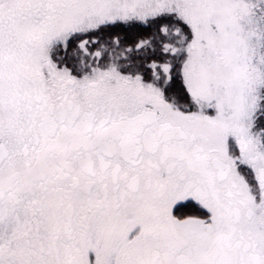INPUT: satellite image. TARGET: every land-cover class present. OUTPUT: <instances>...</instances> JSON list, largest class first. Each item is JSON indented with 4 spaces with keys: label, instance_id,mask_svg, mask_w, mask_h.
Instances as JSON below:
<instances>
[{
    "label": "snow or ice",
    "instance_id": "6c2138e0",
    "mask_svg": "<svg viewBox=\"0 0 264 264\" xmlns=\"http://www.w3.org/2000/svg\"><path fill=\"white\" fill-rule=\"evenodd\" d=\"M0 264H264V0H0Z\"/></svg>",
    "mask_w": 264,
    "mask_h": 264
}]
</instances>
